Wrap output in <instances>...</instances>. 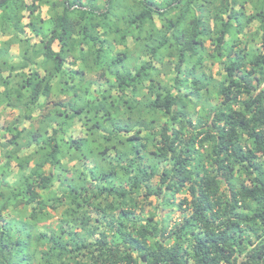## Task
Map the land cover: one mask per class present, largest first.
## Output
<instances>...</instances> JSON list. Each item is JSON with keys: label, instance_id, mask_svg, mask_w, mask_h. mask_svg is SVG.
<instances>
[{"label": "trees", "instance_id": "16d2710c", "mask_svg": "<svg viewBox=\"0 0 264 264\" xmlns=\"http://www.w3.org/2000/svg\"><path fill=\"white\" fill-rule=\"evenodd\" d=\"M6 112L0 264H264V0H0Z\"/></svg>", "mask_w": 264, "mask_h": 264}, {"label": "rangeland", "instance_id": "374dc122", "mask_svg": "<svg viewBox=\"0 0 264 264\" xmlns=\"http://www.w3.org/2000/svg\"><path fill=\"white\" fill-rule=\"evenodd\" d=\"M249 5V4H248ZM42 17H45V8L43 7L42 9ZM255 27H256V22L252 23L251 24V29L252 30H255ZM207 46H209V43H206ZM54 49L56 50L57 46L56 44L53 45ZM256 47V46H254ZM16 47L13 46V53L16 51L15 49ZM206 48H209V47H206ZM223 65L222 64H215V65H212V66H209L208 64L205 65V67H203V70L205 71L206 74H211L213 76V78L215 80H219L220 79V76L221 74L223 73ZM211 102H214L213 100H211ZM12 116V113H9V112H6L5 115H3L1 118H0V127L3 125V123L5 122V120L7 119V117H10ZM193 119H195V117L193 116ZM155 183H156V179L153 180L152 183H149V186H155ZM181 195H178L176 196V202H178L180 199H181ZM151 203L152 205L151 206H146V208L144 210L142 209H138L136 214L137 216H139L141 218V222H145L146 219L148 218V211H151L153 210V207L155 205L158 204V201L156 198H153L151 199ZM158 208H159V205H157ZM160 209V208H159ZM163 215H167L169 216V218L167 219V224H168V227H172L174 225V223L176 222H179L182 220V216L185 214L184 212L178 210L177 208H173V209H166V210H163L162 212ZM160 217H157V219H159ZM156 219V218H155ZM55 221V219H52L50 220L46 225H50L51 223H53Z\"/></svg>", "mask_w": 264, "mask_h": 264}]
</instances>
